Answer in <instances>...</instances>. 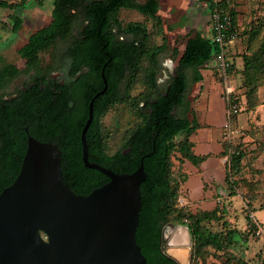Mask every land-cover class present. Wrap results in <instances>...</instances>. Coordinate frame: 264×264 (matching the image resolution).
Returning <instances> with one entry per match:
<instances>
[{
    "label": "trees",
    "instance_id": "16d2710c",
    "mask_svg": "<svg viewBox=\"0 0 264 264\" xmlns=\"http://www.w3.org/2000/svg\"><path fill=\"white\" fill-rule=\"evenodd\" d=\"M38 2L43 3V0ZM211 2L212 14L215 9L230 12L240 37L247 34L257 39L260 36L264 18H260L254 10L246 16L241 29L236 23V13L227 2ZM26 4V0L12 4L0 0V8L10 11L14 22L12 30L16 35L24 19L14 11L26 7ZM159 7L160 0H53L49 22L32 32L27 42L17 50L25 68L21 70L4 64L0 69V88L39 67L42 61L40 53L64 45L62 60L74 63V72L86 68L80 79L85 93L78 122L71 125L70 140L60 144L64 181L77 195L84 196L110 181L100 171L87 168L82 160L81 131L88 119L90 101L106 86L103 73L107 90L94 101V117L86 136L89 160L116 173L131 174L137 171L144 158L148 176L141 185L142 209L136 238L147 264H177L161 250L162 231L167 224L189 227L193 239L192 260L199 259L203 251L212 247L228 254L229 262L237 258V264H250L231 251V247L238 242L237 231L227 229L225 233H213L211 229L214 222L225 217L222 205L218 204L212 211L194 212L184 203L182 184L186 177L176 165L178 158L181 161L202 160L192 153L190 141L199 124L189 101V73H193L194 82H200L203 78L201 70L215 59L218 46L201 33L190 31L184 40V50L174 49L177 66L162 89L158 83L160 58L169 50L170 44ZM123 9L135 10L152 21L154 33H150L148 25L143 22L123 25L119 20ZM256 24L259 25L257 28ZM160 36L163 39L161 44L157 42ZM260 42L256 50L243 57L241 74L247 88L246 101H242L245 93L236 95V102L242 104L243 110L244 106L249 111L256 108L257 91L264 83V35ZM10 45L11 42L7 47ZM220 81L222 83V79ZM138 83H141L143 91L135 95L133 92ZM118 104L130 106L139 122L127 131L121 145L111 151L103 118ZM25 105L26 102H20L13 110H25ZM51 129L52 126L45 128L44 134ZM40 137L42 141L51 140V137L46 138L42 134ZM235 139L225 144L224 153L228 158L226 182L233 196L241 186L236 175L240 174L241 164L247 155L242 145H235ZM57 140L53 138V141ZM5 149L13 150L12 144L7 143ZM7 165L9 162L0 167V194L13 184L22 167ZM248 197L251 201L256 199L249 192ZM42 236L47 239L44 233Z\"/></svg>",
    "mask_w": 264,
    "mask_h": 264
},
{
    "label": "water",
    "instance_id": "95a60500",
    "mask_svg": "<svg viewBox=\"0 0 264 264\" xmlns=\"http://www.w3.org/2000/svg\"><path fill=\"white\" fill-rule=\"evenodd\" d=\"M102 76L106 86L90 101L81 132L82 160L110 181L77 195L64 181L57 144L30 138L18 177L0 194V264H147L136 238L148 176L144 158L131 174L89 160L94 101L107 90ZM192 246L187 225L163 228L161 250L177 264H190Z\"/></svg>",
    "mask_w": 264,
    "mask_h": 264
},
{
    "label": "rangeland",
    "instance_id": "374dc122",
    "mask_svg": "<svg viewBox=\"0 0 264 264\" xmlns=\"http://www.w3.org/2000/svg\"><path fill=\"white\" fill-rule=\"evenodd\" d=\"M5 1L12 4L20 3L23 0ZM252 1L253 4L250 10H254L260 18H264V0ZM26 2V7H20L14 11L15 14L24 19L23 26L17 35L12 30L14 22L9 15L10 11L0 8V69L4 64H10L23 70L25 63L17 52L18 48L27 42L32 32L48 23L51 18L53 0H43V3H39L38 0H26ZM187 7L186 5L179 4L178 18L174 21H166L165 23V33L170 48L160 58L161 74L158 78V83L162 89L177 66V60L173 57L174 49L177 48L183 51L187 31L193 28L198 29L203 22V18H201L202 9H199L197 5ZM119 20L123 25L131 22H143L148 25L150 33H154L155 30L153 22L135 10H121ZM258 26V24L255 25L256 28ZM263 35L264 25L257 39L247 34L242 36V71L244 69V55H248L258 48ZM162 40V36H160L157 42L161 44ZM9 42H11V45L7 47ZM55 48L40 53V58L42 61H45L46 59H50L52 55H55L54 68H59L61 66V53L64 50V45L60 44ZM214 62L215 59L211 60L209 65ZM236 78L239 80L237 91L242 94L245 93L244 96L247 98V88L244 86L242 74L240 73L239 75L238 73ZM24 79H27V77L21 76L18 80ZM141 91H143V87L141 83H138L133 93L136 95ZM257 98L258 105L253 110L249 111L244 106V111L241 115L244 125L247 126L244 129H240V134L235 139V145H242V150L247 152L241 164V172L236 175V179H239L241 186L237 189L235 199L231 198L233 199L231 201L225 199V202L226 200L227 202L222 204V207L225 209L223 213L225 217L220 221L214 222L211 227L213 233H225L227 229L237 231L239 235L237 237L238 242L231 247V251L239 259L245 258L250 264L264 263V231L262 230L261 234L258 235L257 232L248 229L249 217L254 215V213L264 226V83L258 88ZM138 122L139 118L131 107L124 104L116 105L103 118L104 129L111 151H115L121 145L127 131ZM248 192L256 196L254 201L249 200ZM231 195L232 190L228 187L224 196L229 198ZM259 225V228L263 229L262 225ZM202 255L199 259L191 260L190 264H237V258L229 262L230 256L228 254L212 247L203 251Z\"/></svg>",
    "mask_w": 264,
    "mask_h": 264
},
{
    "label": "crops",
    "instance_id": "0c3cea01",
    "mask_svg": "<svg viewBox=\"0 0 264 264\" xmlns=\"http://www.w3.org/2000/svg\"><path fill=\"white\" fill-rule=\"evenodd\" d=\"M212 0H160L159 14L166 23L174 21L178 18L179 4L188 7L197 5L202 9L203 22L198 29H190L201 33L203 36L213 38V25H212ZM225 1L229 4L231 9L236 13V23L242 29V24L246 21V16L250 14L253 1L252 0H214ZM187 7V8H188ZM174 8V9H173ZM186 9V8H185ZM167 27V26H166ZM228 57L232 62V72L230 75V83L236 88V93H239L237 74L242 71V37L236 41L228 44ZM202 80L194 82L193 73L190 72V88H189V101L191 102L196 120L199 128L190 136L192 143V153L197 158H202L199 162L183 159L176 161V165L186 179L182 184L184 192V203L190 207L194 212L196 211H212L218 204L222 205L225 199L229 201L235 199L231 195L229 198L226 196V189L228 183L226 182L227 173V157L224 156L225 144H228L226 137V123L228 120V105L225 100L223 92V85L215 71V62L208 64L205 69L201 70ZM241 85V84H240ZM261 92V90H260ZM192 97V98H191ZM242 101L245 102L246 98L243 95ZM242 107V104H241ZM242 111L233 119L234 125L238 129H244L246 126L243 123ZM237 138V137H236ZM180 157V156H178ZM233 198V199H231ZM254 216L259 224L264 226Z\"/></svg>",
    "mask_w": 264,
    "mask_h": 264
},
{
    "label": "flooded vegetation",
    "instance_id": "af4514ba",
    "mask_svg": "<svg viewBox=\"0 0 264 264\" xmlns=\"http://www.w3.org/2000/svg\"><path fill=\"white\" fill-rule=\"evenodd\" d=\"M54 65L52 55L29 74L21 75L27 79L18 80L19 76L0 88V167L7 162L8 167H21L30 138L57 144L61 155L60 144L70 140L69 130L72 123L77 124L84 103L85 87L80 79L86 68L74 72L75 64L63 60L59 68ZM20 102H26L25 110L14 111ZM41 134L51 140L42 141ZM7 143L13 150L6 151Z\"/></svg>",
    "mask_w": 264,
    "mask_h": 264
},
{
    "label": "built area",
    "instance_id": "2783aa9c",
    "mask_svg": "<svg viewBox=\"0 0 264 264\" xmlns=\"http://www.w3.org/2000/svg\"><path fill=\"white\" fill-rule=\"evenodd\" d=\"M212 25V40L218 46V52L215 55V71L218 77L222 79L223 92L228 105V120L225 127L226 137L228 142H232L240 134V129L234 125L233 119L240 114L242 107L239 102H236V88L229 81L233 68L232 62L228 57L227 49L230 42L240 38V32L234 28L229 11L215 9L212 14ZM249 218L248 229L260 235L262 229L259 228L260 225L255 216L251 215Z\"/></svg>",
    "mask_w": 264,
    "mask_h": 264
}]
</instances>
